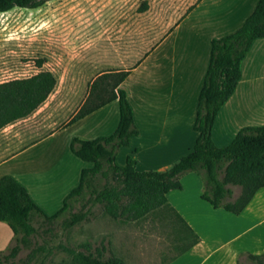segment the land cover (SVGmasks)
Instances as JSON below:
<instances>
[{"label": "crops", "instance_id": "obj_1", "mask_svg": "<svg viewBox=\"0 0 264 264\" xmlns=\"http://www.w3.org/2000/svg\"><path fill=\"white\" fill-rule=\"evenodd\" d=\"M172 2L144 0L135 19L100 21L84 43L88 44L83 52L86 55L65 58L90 59L93 65L67 63L65 73L55 74L43 63L41 68L35 64L30 75H20L14 69L1 75L0 83L29 77L40 69L56 77L54 89L37 109L0 128V177L8 175L20 182L47 215L63 206L66 196L78 185L82 169L92 165L72 152V139L108 136L118 124L117 100L69 123L84 102L89 84L103 72L129 71L121 87L127 92L139 131L127 146L118 149V165L133 156L140 171H164L192 150L198 134L194 121L209 64L210 41L238 29L258 0H194L176 9V14ZM107 61L135 62L118 63L108 70ZM92 68L99 72L87 79ZM263 124L264 38H257L242 60L233 93L217 112L212 140L223 146L243 127ZM180 182L182 188L170 190L166 197L184 220L189 236L196 235L198 240L175 254L178 249L168 231L158 236L141 230L144 236H162V245L174 252L159 259V264H236L240 252H264V187L235 214L214 208L201 198L203 183L195 173L184 174ZM12 234L9 226L0 223V250L11 244ZM178 244L185 247V243ZM142 253L139 251L133 264H145Z\"/></svg>", "mask_w": 264, "mask_h": 264}, {"label": "trees", "instance_id": "obj_2", "mask_svg": "<svg viewBox=\"0 0 264 264\" xmlns=\"http://www.w3.org/2000/svg\"><path fill=\"white\" fill-rule=\"evenodd\" d=\"M49 0H0V13L13 8L35 9ZM264 38V0H258L254 10L234 32L210 41L209 64L198 94L194 130L198 133L190 152L180 157L164 171L136 168V160L128 156L124 165L116 163L120 147L127 146L138 134L126 90L121 83L129 71H106L89 84L87 96L69 123L117 100L119 121L108 136L94 139L74 137L70 148L80 159L92 165L82 169L78 185L64 199L63 206L47 215L30 198L24 186L11 176L0 177V221L13 233V239L25 238L37 232L42 221H53L67 212L75 201H85L86 209L69 212L64 220L71 227L87 217L91 207L100 205L104 213L119 222L162 221L171 218L178 223L172 235L175 254L186 250L198 237L189 236L184 220L169 204L166 194L182 188L180 178L193 172L203 183L201 198L214 208L238 214L255 192L264 187V124L247 126L238 131L226 145L212 140V128L217 112L233 93L241 76V63L253 41ZM43 59L36 61L41 68ZM56 77L40 69L34 75L0 83V128L24 118L37 109L49 96ZM233 186L240 193L233 198ZM38 224V225H37ZM37 225V226H36ZM179 242L185 243V247ZM0 250V264H18L13 258L18 245ZM70 252L74 264H127L119 256H102L103 248L91 251L88 245ZM236 264H264V252H240Z\"/></svg>", "mask_w": 264, "mask_h": 264}, {"label": "rangeland", "instance_id": "obj_3", "mask_svg": "<svg viewBox=\"0 0 264 264\" xmlns=\"http://www.w3.org/2000/svg\"><path fill=\"white\" fill-rule=\"evenodd\" d=\"M172 1L175 4L172 5V12L176 14V9L180 10L194 0ZM143 3L144 0H49L35 9L16 7L0 13V79L9 69H14L20 75H30L34 72L36 61L40 59L55 74L65 73L67 63L93 65L94 62L90 59L65 58L68 55L83 56L84 50L86 51L84 47H88L84 43L89 41L100 21L135 19L137 9ZM134 62L107 61L106 69H112L118 63L130 65ZM98 72L92 68L86 78L92 79ZM232 188L235 198L240 193V188ZM81 209H86L85 201H75L57 219L42 221L37 232L26 237L25 241L12 238L11 244L3 251L8 253V248L17 244L18 250L13 260L18 264H74L70 250L82 249L84 245H88L91 251L103 248L104 258L110 255L120 256L130 264L135 262L139 251L145 256L142 258L145 264H159V259L170 257L174 253L167 250L168 245H162V236L148 237L141 233V230H147L158 235L164 231H172L179 226L171 218L124 223L104 213L100 205H95L85 219L71 227H65L64 220L69 212ZM0 223L8 227L5 222ZM6 234L5 232L3 235Z\"/></svg>", "mask_w": 264, "mask_h": 264}]
</instances>
